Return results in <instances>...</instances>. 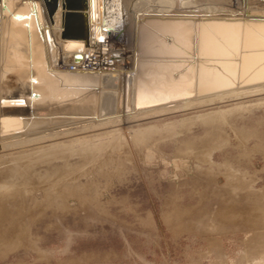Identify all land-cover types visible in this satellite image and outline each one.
<instances>
[{
  "label": "bare ground",
  "instance_id": "1",
  "mask_svg": "<svg viewBox=\"0 0 264 264\" xmlns=\"http://www.w3.org/2000/svg\"><path fill=\"white\" fill-rule=\"evenodd\" d=\"M73 1L61 3L51 21L43 0H0V190L21 188L38 168L44 182L79 184L88 177L94 184L88 175L97 174V159L123 147L121 125L223 102L264 101V0H88L82 9L88 42L61 36L63 12ZM101 45L122 57L115 67L77 69L100 64L98 56L107 54ZM181 121L166 122L167 132ZM154 131L160 129L133 128L135 146Z\"/></svg>",
  "mask_w": 264,
  "mask_h": 264
},
{
  "label": "rangeland",
  "instance_id": "2",
  "mask_svg": "<svg viewBox=\"0 0 264 264\" xmlns=\"http://www.w3.org/2000/svg\"><path fill=\"white\" fill-rule=\"evenodd\" d=\"M234 102L133 121L160 129L136 146L121 125L95 185L46 180L53 191L38 168L33 185L1 189L0 264H264V101Z\"/></svg>",
  "mask_w": 264,
  "mask_h": 264
},
{
  "label": "water",
  "instance_id": "3",
  "mask_svg": "<svg viewBox=\"0 0 264 264\" xmlns=\"http://www.w3.org/2000/svg\"><path fill=\"white\" fill-rule=\"evenodd\" d=\"M46 12L52 21L53 15L59 8L65 4V0H43ZM88 0H74L71 9L63 12V29L61 31L62 37H85L87 42L89 39V24L86 13L82 9H86ZM80 57V56H79Z\"/></svg>",
  "mask_w": 264,
  "mask_h": 264
},
{
  "label": "built area",
  "instance_id": "4",
  "mask_svg": "<svg viewBox=\"0 0 264 264\" xmlns=\"http://www.w3.org/2000/svg\"><path fill=\"white\" fill-rule=\"evenodd\" d=\"M102 44V43H101ZM101 52H103L105 50V53L108 52L107 50V47L106 46H103L101 45L99 48H98ZM93 53V52H91ZM104 53V52H103ZM87 57V56H86ZM94 58H97V54L96 56H93ZM99 57V61L101 62L100 64H95V63H92V62H86L84 65L83 64H80L77 69H80V70H85V69H91V70H95L97 71V67H98V70H101V69H110V68H114L115 65L117 64V62H119L118 60L119 59V56L116 52H113V53H107L106 56L102 59V56H98ZM96 63H97V60H96ZM71 69H74V65H70L69 66Z\"/></svg>",
  "mask_w": 264,
  "mask_h": 264
}]
</instances>
